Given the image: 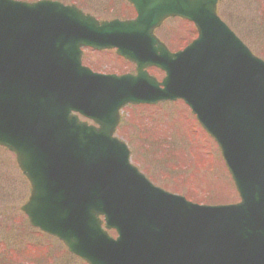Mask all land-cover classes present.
Returning <instances> with one entry per match:
<instances>
[{
	"label": "water",
	"instance_id": "95a60500",
	"mask_svg": "<svg viewBox=\"0 0 264 264\" xmlns=\"http://www.w3.org/2000/svg\"><path fill=\"white\" fill-rule=\"evenodd\" d=\"M126 1L133 20L0 0V146L30 185L21 210L87 264H264V61L220 20L218 0ZM173 16L198 36L171 53L152 31ZM84 46L115 48L136 74L92 72ZM176 99L217 144L240 202L187 201L129 162L113 136L119 110Z\"/></svg>",
	"mask_w": 264,
	"mask_h": 264
},
{
	"label": "rangeland",
	"instance_id": "374dc122",
	"mask_svg": "<svg viewBox=\"0 0 264 264\" xmlns=\"http://www.w3.org/2000/svg\"><path fill=\"white\" fill-rule=\"evenodd\" d=\"M60 1L74 3L98 19L133 15L123 0ZM219 14L264 60V0H221ZM159 34L172 50L183 48L196 35L191 23L179 19L166 21ZM87 56L90 61H85L91 66L112 67L117 72L132 70L123 61L115 60L112 53L98 58L91 53ZM151 74L162 77L157 71L152 70ZM115 135L127 144L131 163L153 184L193 202L238 201L218 147L181 101L124 107ZM28 193V182L14 155L0 147V264H83L57 240L27 225L19 208Z\"/></svg>",
	"mask_w": 264,
	"mask_h": 264
},
{
	"label": "flooded vegetation",
	"instance_id": "af4514ba",
	"mask_svg": "<svg viewBox=\"0 0 264 264\" xmlns=\"http://www.w3.org/2000/svg\"><path fill=\"white\" fill-rule=\"evenodd\" d=\"M135 16V13L133 14V15H131V16H129V17H123L122 19H128V18H133ZM159 29H160V27L159 28H157V29H155L154 30V34L160 39V37H159V35H158V31H159ZM89 53H91L92 55H95V56H97V58L99 57V55H100V53H102V52H96V51H91V50H88V49H84L83 50V54H82V60H83V62H85V65H87V66H89V67H93L94 69H96V70H98V72H103V73H113L114 71H115V68H112V67H109V68H106V69H102V68H99L98 67V65H93V66H91L89 63H87L86 61H90V58H89V56H87V54H89ZM92 58V57H91ZM86 60V61H85ZM99 60V59H98ZM99 62H101L100 60H99ZM92 68V69H93ZM149 70H156V69H154V68H149L148 69V71ZM120 74V73H119Z\"/></svg>",
	"mask_w": 264,
	"mask_h": 264
},
{
	"label": "trees",
	"instance_id": "16d2710c",
	"mask_svg": "<svg viewBox=\"0 0 264 264\" xmlns=\"http://www.w3.org/2000/svg\"><path fill=\"white\" fill-rule=\"evenodd\" d=\"M111 233L113 234V231H111Z\"/></svg>",
	"mask_w": 264,
	"mask_h": 264
}]
</instances>
